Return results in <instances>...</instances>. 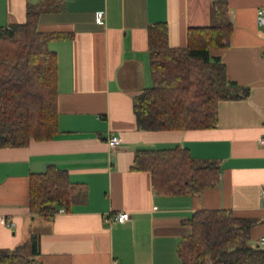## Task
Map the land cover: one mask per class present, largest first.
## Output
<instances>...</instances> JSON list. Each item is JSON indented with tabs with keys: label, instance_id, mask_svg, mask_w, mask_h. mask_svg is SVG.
<instances>
[{
	"label": "crops",
	"instance_id": "0c3cea01",
	"mask_svg": "<svg viewBox=\"0 0 264 264\" xmlns=\"http://www.w3.org/2000/svg\"><path fill=\"white\" fill-rule=\"evenodd\" d=\"M232 25L212 49L229 79L249 87L243 99L217 104V125L186 130L137 128L132 98L151 84L147 26L165 21L168 43L184 45L192 26L218 21L216 0H0V25L21 22L39 7L37 28L65 32L48 41L57 55L58 131L24 146H0V248L30 254L34 264H180L183 220L196 209L225 208L250 217L249 243L264 235V31L256 22L264 0H225ZM105 10V22L94 11ZM121 142L110 147L107 138ZM187 147L195 161L216 160L217 185L198 193L162 194L148 171L132 168L140 148ZM48 164L86 187L83 200L49 216L28 208V174ZM129 212L128 219L115 215ZM264 248V244L260 245Z\"/></svg>",
	"mask_w": 264,
	"mask_h": 264
},
{
	"label": "trees",
	"instance_id": "16d2710c",
	"mask_svg": "<svg viewBox=\"0 0 264 264\" xmlns=\"http://www.w3.org/2000/svg\"><path fill=\"white\" fill-rule=\"evenodd\" d=\"M218 21L192 26L184 45L171 46L165 21L147 26L151 84L132 98L137 128L186 130L217 125L221 100L243 99L249 87L227 76L225 63L212 49L224 46L232 25L227 3L216 0ZM39 7H28L25 19L0 25V146H24L47 140L58 131L57 55L48 41L68 34L37 28ZM132 168L148 171L153 189L162 194L198 193L218 183L216 160L195 161L187 147L138 149ZM86 187L66 169L48 164L28 174V208L45 216L59 206L69 209L84 199ZM190 230L177 244L180 264H264V248L249 243L254 219L225 208L194 210L183 220ZM30 254L0 248V264H34L38 238H28Z\"/></svg>",
	"mask_w": 264,
	"mask_h": 264
},
{
	"label": "built area",
	"instance_id": "2783aa9c",
	"mask_svg": "<svg viewBox=\"0 0 264 264\" xmlns=\"http://www.w3.org/2000/svg\"><path fill=\"white\" fill-rule=\"evenodd\" d=\"M94 20L98 24H103L105 22V10L104 9H97L94 11ZM256 22L264 31V5L260 6L256 12ZM257 141L264 143V134L257 137ZM121 142V138L116 134H111L107 138V143L110 147H116ZM261 197L264 201V184L260 188ZM62 207L58 208V211H63ZM129 212L127 210H122L115 215V219L119 222L128 219ZM0 221L5 224L6 226H12L13 221L9 220L5 217H1ZM264 244V235L260 236L258 245Z\"/></svg>",
	"mask_w": 264,
	"mask_h": 264
}]
</instances>
